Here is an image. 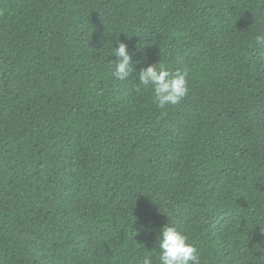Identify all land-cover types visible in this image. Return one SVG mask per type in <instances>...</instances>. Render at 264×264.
Segmentation results:
<instances>
[{
    "label": "trees",
    "instance_id": "trees-1",
    "mask_svg": "<svg viewBox=\"0 0 264 264\" xmlns=\"http://www.w3.org/2000/svg\"><path fill=\"white\" fill-rule=\"evenodd\" d=\"M264 0H0V264H264ZM190 69L164 109L116 81ZM143 226V228L141 227Z\"/></svg>",
    "mask_w": 264,
    "mask_h": 264
},
{
    "label": "clouds",
    "instance_id": "clouds-1",
    "mask_svg": "<svg viewBox=\"0 0 264 264\" xmlns=\"http://www.w3.org/2000/svg\"><path fill=\"white\" fill-rule=\"evenodd\" d=\"M257 41L264 43V36H257ZM111 54L115 57L113 78L116 81H129L130 78H135L137 82L134 86L137 90L141 86L152 90L153 103L157 108L164 109L169 105L179 104L188 94L191 69L187 65L171 70L159 60L140 68L138 74L134 76L135 66L140 62L133 61L134 54L125 42L120 41L117 47L112 46ZM155 249L158 250L155 257L158 264H201L197 246L171 219L159 229ZM142 264H154V258L145 255Z\"/></svg>",
    "mask_w": 264,
    "mask_h": 264
}]
</instances>
